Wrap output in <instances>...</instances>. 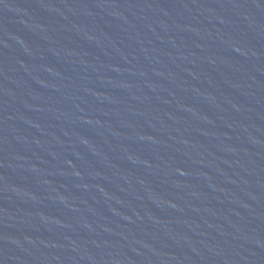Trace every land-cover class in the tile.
I'll return each mask as SVG.
<instances>
[{
    "label": "water",
    "instance_id": "95a60500",
    "mask_svg": "<svg viewBox=\"0 0 264 264\" xmlns=\"http://www.w3.org/2000/svg\"><path fill=\"white\" fill-rule=\"evenodd\" d=\"M0 264H264V0H0Z\"/></svg>",
    "mask_w": 264,
    "mask_h": 264
}]
</instances>
